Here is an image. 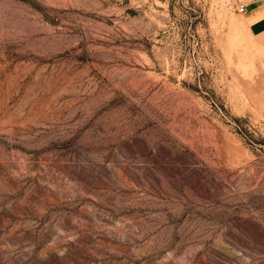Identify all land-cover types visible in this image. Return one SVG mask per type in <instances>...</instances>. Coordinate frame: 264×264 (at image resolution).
<instances>
[{"label": "rangeland", "instance_id": "rangeland-1", "mask_svg": "<svg viewBox=\"0 0 264 264\" xmlns=\"http://www.w3.org/2000/svg\"><path fill=\"white\" fill-rule=\"evenodd\" d=\"M0 264H264V0H0Z\"/></svg>", "mask_w": 264, "mask_h": 264}, {"label": "built area", "instance_id": "built-area-1", "mask_svg": "<svg viewBox=\"0 0 264 264\" xmlns=\"http://www.w3.org/2000/svg\"><path fill=\"white\" fill-rule=\"evenodd\" d=\"M245 9V4L244 3H239L238 7H237V11L238 12H243Z\"/></svg>", "mask_w": 264, "mask_h": 264}, {"label": "crops", "instance_id": "crops-1", "mask_svg": "<svg viewBox=\"0 0 264 264\" xmlns=\"http://www.w3.org/2000/svg\"><path fill=\"white\" fill-rule=\"evenodd\" d=\"M262 9H261V5H260V6L254 7V9H252V10H256V12L259 13V11H261Z\"/></svg>", "mask_w": 264, "mask_h": 264}]
</instances>
